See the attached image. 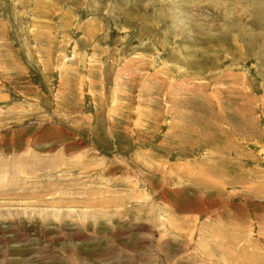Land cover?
I'll use <instances>...</instances> for the list:
<instances>
[{
	"label": "rangeland",
	"instance_id": "1",
	"mask_svg": "<svg viewBox=\"0 0 264 264\" xmlns=\"http://www.w3.org/2000/svg\"><path fill=\"white\" fill-rule=\"evenodd\" d=\"M0 264H264V0H0Z\"/></svg>",
	"mask_w": 264,
	"mask_h": 264
}]
</instances>
